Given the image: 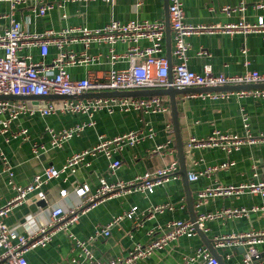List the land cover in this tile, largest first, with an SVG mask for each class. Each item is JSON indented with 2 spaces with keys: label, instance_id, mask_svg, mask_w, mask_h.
Wrapping results in <instances>:
<instances>
[{
  "label": "crops",
  "instance_id": "0c3cea01",
  "mask_svg": "<svg viewBox=\"0 0 264 264\" xmlns=\"http://www.w3.org/2000/svg\"><path fill=\"white\" fill-rule=\"evenodd\" d=\"M186 22L198 27L235 26L242 22L256 24L264 20V9L257 8L253 0H184ZM9 13L6 4H0V30L8 26L9 20L2 18ZM168 4L166 0H114L108 4L102 0L82 3H68L63 8H54L44 17H38L30 9H20L14 18L31 33H42L46 30L56 32L72 27L100 29L112 20L127 23L132 20L163 22L166 24ZM259 33H203L188 38L190 46L188 65L191 71L202 74L204 67L210 65L215 74L227 76L243 75L248 71L264 74V39ZM142 46H146L143 43ZM80 53L84 47L73 46ZM110 46L94 44L89 49L91 54L109 55ZM116 53H124L126 46H115ZM30 54L35 63L45 61L51 64L59 54L52 46L46 58L38 49H26L22 55ZM165 55L167 56L166 41ZM175 60L172 56V63ZM129 61H112L105 58L101 65L77 66L70 68L73 79L87 77H106L112 69H127ZM235 92V91H230ZM196 94H180L176 99L180 114L181 136L185 144L188 176L191 173L204 172L208 168L227 162H234L232 167L211 172L202 176L196 182H190L193 201L199 191L216 186H239L253 180L254 170L259 179L264 180V143L245 145L240 150L228 154L221 148L188 150L186 145L191 138L206 139L214 132L226 135L245 134L244 117L248 119V130L253 136L264 134V99H252L233 96L227 100L211 101L194 97ZM170 104L169 97H163ZM56 100L54 102H60ZM42 107V102H37ZM171 107V106H170ZM77 124H88L85 131L69 141L61 148L52 146V135L46 129L56 132L65 131ZM92 124V126H89ZM148 124L156 132V137L146 140L136 147H127L116 156L122 161V167L115 173L109 171L110 161L101 153L86 155L83 161L75 167V171H67L54 179L44 188L46 201L30 199L15 207L6 218V223L15 229L29 233L32 227L46 226L50 221V213L54 208L62 207L70 210L79 207L89 196H95L102 180L108 184L128 183L146 172H154L167 167L172 161L178 160L175 134L171 112L160 115H144L138 112L115 114L99 113L93 118L84 115H55L43 117L23 116L13 122L8 135L17 133L20 129L28 130V139L20 136L6 142V136L0 137V148L13 166L14 179L18 185L30 184L34 176L45 167L53 165L61 170L67 161L75 154L90 151L97 144L100 136L113 138L136 132ZM172 126V133H167V126ZM171 140V150L162 154L151 151L156 146L166 144ZM45 147V151L36 155L33 146ZM180 166V164H179ZM0 162V172H3ZM183 178L172 180L159 186L153 194L127 193L118 195L106 203L99 204L88 210L78 224L70 228L71 233L79 240L89 241L96 230L105 228L116 217L133 208H138L133 218L124 219L116 226L108 238H97L90 241V248L95 259L108 262L111 259L125 257L135 244L147 245L152 236L160 233L166 224L172 220L191 221L188 207V196ZM88 188L89 194L80 197L76 187ZM65 191V194L62 192ZM15 193L8 186V176H0V206L7 204ZM264 206V200L249 195L213 198L202 208L203 212L215 213L224 208ZM163 207V213H155V208ZM196 211V210H195ZM161 228V229H160ZM205 233L212 240L229 235H238L252 230H264V212L253 213L248 218L232 220H216L206 224ZM207 247L198 236L184 237L173 242L165 250L156 251L153 256L140 264H183L195 255L201 247ZM215 247V246H214ZM264 257V245L259 246ZM225 264H239L244 256L243 248L227 247L216 249ZM82 251L77 248L67 234H56L46 247L37 248L27 255L29 264H67L76 260L77 264H92L81 257Z\"/></svg>",
  "mask_w": 264,
  "mask_h": 264
},
{
  "label": "built area",
  "instance_id": "2783aa9c",
  "mask_svg": "<svg viewBox=\"0 0 264 264\" xmlns=\"http://www.w3.org/2000/svg\"><path fill=\"white\" fill-rule=\"evenodd\" d=\"M96 0H0V4H6L9 13L2 18L9 20L8 26L0 30V95L2 96H38L49 95L72 96L83 94H98L106 92H132L137 90H159L174 87L186 88H217L223 86H236L243 84H264V74L248 71L243 75L227 76L215 74L210 65L204 67L202 74L190 70L188 65V53L190 46L187 43L193 35L224 31L226 33H259L264 36V20L260 19L256 24L242 22L235 26H213L198 27L186 22L184 0H169V20L172 32V83H169L170 65L165 55L166 24L163 22H149L132 20L122 23L112 20L100 29H89L85 27H72L63 31L46 30L42 33H31L23 28V25L14 18V14L20 9H30L38 17H44L47 12L54 8H63L68 3H82ZM113 4L114 0H102ZM257 8L264 9V0H253ZM264 39V37H263ZM146 43V46H142ZM80 44L84 50L77 53L73 46ZM110 46L109 55L91 54L89 49L92 45ZM122 44L126 46L124 53H116L115 46ZM54 46L59 54L51 64L45 61L35 63L30 54L22 55L26 49H38L43 58L49 55L50 48ZM112 61L127 60L130 67L127 69H112L106 77H87L84 79H73L70 68L77 66L101 65L105 58ZM236 96L238 98L260 101L264 99V90H251L239 92H207L197 93L194 97L201 100L220 101ZM29 106L25 101L0 100V137L10 132L13 122L23 116L43 117L55 115H86L93 118L95 115L106 112L115 114L138 112L144 115H165L171 112L169 102L163 97L155 96L137 98H97L83 100H62L60 102L48 101L42 108ZM248 119L244 117L245 134L226 135L214 132L206 139L191 138L186 145L188 150L217 149L221 148L228 154L240 150L245 145H257L264 143V134L253 136L248 130ZM92 126V124H89ZM88 124H77L65 131H46L52 135V146L61 148L70 139L81 135ZM167 133H172V126L168 125ZM156 132L145 125L143 129L129 132L127 134L107 138L100 136L98 144L90 151H84L73 155L59 170L55 166L45 167L37 173L32 182L26 186L18 185L14 179V168L0 148V162L3 172L0 176H8V186L15 193L7 204L0 206V264H29L27 255L31 251L46 247L50 244L56 234L63 232L73 241L75 246L81 249L85 260L92 264H140L150 259L156 251L165 250L173 242L184 237L198 236L195 225L191 221L172 220L168 222L160 233L152 236L151 241L143 246L135 244L133 249L125 257L111 259L102 262L95 259L90 248V241L97 238H108L112 230L124 219L133 218L138 208L123 213L116 217L105 228L96 230L95 235L89 241L77 239L70 228L79 223L81 216L88 210L99 204L108 202L118 195L127 193L153 194L155 190L172 180L180 179V166L175 160L167 167L159 168L154 172H146L128 183L108 184L102 180L100 188L95 196H89L79 207L64 210L62 207L54 208L50 213V221L43 227H32L27 234L23 230L10 227L6 218L17 206L26 203L30 199L46 201L47 194L44 188L54 179H58L62 173L75 171L86 155L103 154L108 161L109 171L115 174L121 167L122 161L116 156L127 147H136L140 143L156 137ZM24 137L28 139V130L20 129L17 133L8 135L6 142L11 138ZM171 140L166 144L156 146L151 153H163L166 149L171 150ZM45 151L44 146L35 144L33 152L39 155ZM234 162H227L219 166L208 168L204 172L191 173L188 176L190 182L198 181L202 176L211 172L232 167ZM80 197L89 194L88 188L76 187ZM66 192L63 191L62 194ZM249 195L264 200V180L259 179L254 170L253 180L239 186H216L199 191L195 199V210L197 213L198 227L205 232L206 224L216 220H232L248 218L253 213L264 212V206H254L251 209L245 207L224 208L215 213H206L202 208L209 204L213 198H230ZM165 208H155V213H163ZM161 229V228H160ZM264 245V230L238 235H229L216 238L214 246L216 249L236 247L244 249V256L239 264H264V257L259 246ZM76 260L67 264H77ZM183 264H221L212 255L209 249L201 246L195 255L188 257ZM236 264V263H234Z\"/></svg>",
  "mask_w": 264,
  "mask_h": 264
},
{
  "label": "water",
  "instance_id": "95a60500",
  "mask_svg": "<svg viewBox=\"0 0 264 264\" xmlns=\"http://www.w3.org/2000/svg\"><path fill=\"white\" fill-rule=\"evenodd\" d=\"M168 4V15L166 21V49L167 58L169 60L170 72H169V83H172V32L169 20V0H166ZM251 90H264V84H243L236 86H223L217 88H186L177 89L174 87H168L167 89L159 90H137L132 92H106L98 94H83V95H72V96H57L49 95L47 97L38 96H2L0 95V100L6 101H25L29 106H36V101L42 102V108L45 107V103L48 101L56 100H83V99H97V98H137V97H148L152 98L155 96L159 97H169L171 106V117L173 121V133L175 134L176 148L178 153V160L180 164V174L183 178L184 186L188 196V209L191 215V222L195 225L197 233L201 238L202 242L207 246L209 251L215 256L221 264H225L223 258L218 253L213 245L212 240L206 235V233L198 227L197 224V213L195 211L194 201L192 197V192L190 189V183L188 179V167L186 161V151L185 144L181 136V124H180V114L178 109L177 95L180 94H197V93H207V92H230V91H251Z\"/></svg>",
  "mask_w": 264,
  "mask_h": 264
}]
</instances>
